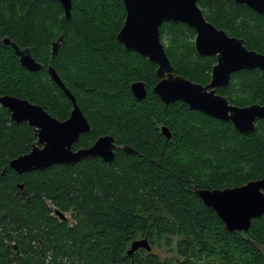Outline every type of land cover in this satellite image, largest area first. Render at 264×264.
<instances>
[{"label":"trees","instance_id":"1","mask_svg":"<svg viewBox=\"0 0 264 264\" xmlns=\"http://www.w3.org/2000/svg\"><path fill=\"white\" fill-rule=\"evenodd\" d=\"M197 3L206 19L264 53L263 14L234 0ZM124 17L122 0H71L69 18L58 0H0V95L66 118L72 104L50 78L52 64L90 124L73 147L109 133L134 149L109 161L88 156L19 173L9 160L28 151L36 135L0 104V264H264V214L246 230H229L194 191L264 176V118L243 133L181 100L164 103L152 90L156 63L116 38ZM159 34L173 73L209 81L215 56L197 53L192 27L164 21ZM4 36L30 47L43 66L24 67ZM134 80L145 83L142 99L130 89ZM217 91L233 104L264 103V71L238 69ZM144 236L150 250L127 254Z\"/></svg>","mask_w":264,"mask_h":264},{"label":"water","instance_id":"2","mask_svg":"<svg viewBox=\"0 0 264 264\" xmlns=\"http://www.w3.org/2000/svg\"><path fill=\"white\" fill-rule=\"evenodd\" d=\"M65 17H70L71 0H58ZM125 17L116 38L125 49L134 50L156 63L154 69L158 79L152 86L154 93L164 102L181 100L190 108L199 110L215 118L230 121L239 132L249 133L255 129L256 119L264 118V103L252 102L246 105L230 103L226 96L216 91L225 86L232 72L241 68L258 67L264 71V53L249 48L240 36L230 35L222 27H217L206 19L197 0H122ZM245 3L264 15V0H234ZM164 21H180L195 30L194 47L201 55H215L208 82L190 80L173 73V67L160 39L159 26ZM62 35L51 43V57L60 45ZM9 43L19 57L20 63L29 70L43 66L31 54L30 47H21L9 36L2 38ZM50 78L61 88L71 101L69 115L58 119L41 104L12 94L0 95V104L9 111L14 122H27L34 129L36 140L31 148L9 160V166L22 173L47 167L54 163H74L84 157L100 156L111 160L114 155V136L99 135L90 145L74 148L73 144L81 133L90 129V124L72 91L66 86L52 64L47 65ZM130 89L138 99L146 94L142 80L132 81ZM161 131L170 137L166 125ZM123 150L134 152L129 145ZM22 186L21 183L18 184ZM194 191L202 201L213 208L229 230L244 229L251 219L264 214V176L226 187H195ZM56 213L64 217L59 210ZM143 247L150 250L147 238L139 237L130 242L127 254ZM118 264H150L147 262H120Z\"/></svg>","mask_w":264,"mask_h":264},{"label":"flooded vegetation","instance_id":"3","mask_svg":"<svg viewBox=\"0 0 264 264\" xmlns=\"http://www.w3.org/2000/svg\"><path fill=\"white\" fill-rule=\"evenodd\" d=\"M213 56H215V55H213ZM215 61H216V58H215ZM215 63V62H214ZM213 63V64H214ZM212 64V65H213ZM211 68H212V66H211ZM157 79H158V77H157ZM135 81V80H134ZM143 81V80H142ZM131 84V83H130ZM228 84V83H227ZM226 84V85H227ZM146 87V86H145ZM218 87H220V86H218ZM217 87V88H218ZM217 88H216V91H217ZM218 92V91H217ZM220 93V92H219ZM162 125H164V124H160V130H161V126ZM170 130V129H169ZM87 132V131H86ZM162 132V131H161ZM82 134V133H81ZM112 135V134H111ZM170 136H171V131H170ZM114 143L116 144V146L114 147V152H115V154H116V151H118V150H123V146L124 145H126V143H123V142H121V143H118L117 141H116V139H115V137H114ZM82 147H85V146H82ZM123 151H125V150H123ZM126 152V151H125ZM115 156V155H114ZM100 157V156H99Z\"/></svg>","mask_w":264,"mask_h":264},{"label":"rangeland","instance_id":"4","mask_svg":"<svg viewBox=\"0 0 264 264\" xmlns=\"http://www.w3.org/2000/svg\"><path fill=\"white\" fill-rule=\"evenodd\" d=\"M68 215V214H67Z\"/></svg>","mask_w":264,"mask_h":264}]
</instances>
